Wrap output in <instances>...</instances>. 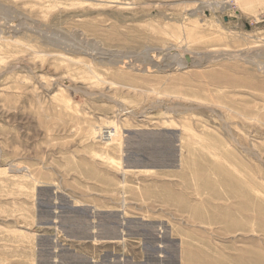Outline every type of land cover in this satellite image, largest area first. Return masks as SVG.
Masks as SVG:
<instances>
[{
  "label": "rangeland",
  "instance_id": "rangeland-1",
  "mask_svg": "<svg viewBox=\"0 0 264 264\" xmlns=\"http://www.w3.org/2000/svg\"><path fill=\"white\" fill-rule=\"evenodd\" d=\"M263 14L0 0V264H264Z\"/></svg>",
  "mask_w": 264,
  "mask_h": 264
},
{
  "label": "bare ground",
  "instance_id": "bare-ground-1",
  "mask_svg": "<svg viewBox=\"0 0 264 264\" xmlns=\"http://www.w3.org/2000/svg\"><path fill=\"white\" fill-rule=\"evenodd\" d=\"M57 40H58V39H57ZM54 41H55V40H54ZM148 58H149V57H148ZM167 59H168V58H167ZM166 62H167V61H166ZM193 62H194V61H193ZM177 65L180 67V66L183 65V63L179 61V63L177 62ZM167 66H168V65H167ZM144 68H145V67H144ZM169 68H170V67H169ZM107 133H108V132H107ZM117 133H118V132H117ZM117 133H116V134H117ZM116 134H115V132H114L113 134H111V132L109 133L108 138L110 137V139H109V140L111 141L110 143H114V142H116L117 137H118ZM118 139H119V138H118ZM109 140H108V141H109ZM15 169H16V168H15ZM16 172H19V171L16 170Z\"/></svg>",
  "mask_w": 264,
  "mask_h": 264
},
{
  "label": "built area",
  "instance_id": "built-area-1",
  "mask_svg": "<svg viewBox=\"0 0 264 264\" xmlns=\"http://www.w3.org/2000/svg\"><path fill=\"white\" fill-rule=\"evenodd\" d=\"M263 17H264V14H263Z\"/></svg>",
  "mask_w": 264,
  "mask_h": 264
}]
</instances>
